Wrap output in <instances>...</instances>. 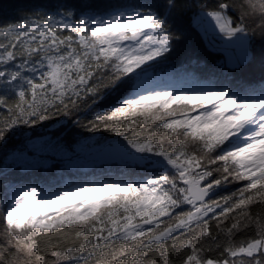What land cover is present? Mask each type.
Segmentation results:
<instances>
[{"label":"snow or ice","instance_id":"obj_1","mask_svg":"<svg viewBox=\"0 0 264 264\" xmlns=\"http://www.w3.org/2000/svg\"><path fill=\"white\" fill-rule=\"evenodd\" d=\"M0 160V264H264V0L4 6Z\"/></svg>","mask_w":264,"mask_h":264},{"label":"trees","instance_id":"obj_2","mask_svg":"<svg viewBox=\"0 0 264 264\" xmlns=\"http://www.w3.org/2000/svg\"><path fill=\"white\" fill-rule=\"evenodd\" d=\"M34 0H0V18L3 17V7L12 5H20V4H27V3H32ZM9 15H15V7L9 9ZM213 55L216 57L218 61H225L226 59V54L223 51H214ZM13 143H20V140H14ZM61 158L54 157V160L50 163V166L53 168H57L61 165ZM0 165H2V160H0ZM25 171L31 172L32 169L28 168L25 169ZM44 171V167L40 166L35 170V174H40L41 172Z\"/></svg>","mask_w":264,"mask_h":264},{"label":"rangeland","instance_id":"obj_3","mask_svg":"<svg viewBox=\"0 0 264 264\" xmlns=\"http://www.w3.org/2000/svg\"><path fill=\"white\" fill-rule=\"evenodd\" d=\"M84 151L87 152V147L86 146L84 148ZM29 154H31V153H29ZM54 157L61 158V157L53 155L51 153H43V154L40 155V160L41 161H47L48 164L50 165V163L54 160ZM41 166H43V165H41Z\"/></svg>","mask_w":264,"mask_h":264}]
</instances>
